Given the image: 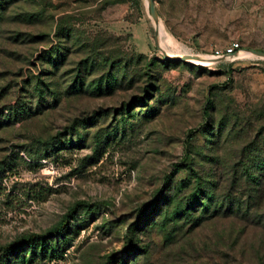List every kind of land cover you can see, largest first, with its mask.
Segmentation results:
<instances>
[{"label": "rangeland", "instance_id": "374dc122", "mask_svg": "<svg viewBox=\"0 0 264 264\" xmlns=\"http://www.w3.org/2000/svg\"><path fill=\"white\" fill-rule=\"evenodd\" d=\"M152 1L175 46L236 53L163 58L146 0H0V256L65 218L10 260L264 264V58L238 56L264 0Z\"/></svg>", "mask_w": 264, "mask_h": 264}, {"label": "trees", "instance_id": "16d2710c", "mask_svg": "<svg viewBox=\"0 0 264 264\" xmlns=\"http://www.w3.org/2000/svg\"><path fill=\"white\" fill-rule=\"evenodd\" d=\"M65 227L66 219L62 218L56 226L43 234H30L9 243L2 248L3 254L0 256V264H19L20 261L10 260V258L11 256H15L16 258L18 252L24 251L27 248L30 250L28 256V260L30 261L34 255V249L39 248L41 252L49 239L56 238L58 235L63 237Z\"/></svg>", "mask_w": 264, "mask_h": 264}, {"label": "bare ground", "instance_id": "6f19581e", "mask_svg": "<svg viewBox=\"0 0 264 264\" xmlns=\"http://www.w3.org/2000/svg\"><path fill=\"white\" fill-rule=\"evenodd\" d=\"M155 27H156L157 33H158V44L160 45L161 48H163L164 50H166L168 53H170V50L168 48V46H169V47H173V48H176V49L179 47L181 49V51L183 52V54H193V53H190L187 50H185L186 48L183 49L181 46H175V44L173 43L174 41L171 40V38L163 30L160 22H158V24ZM195 56H197V57H189L187 59V61H190V62H193V63H196V64H207V63H210L209 60H212L214 58L212 56H206V55H200V54H195ZM238 56L239 57H246V58H249V57H258V56L254 55L250 51H243Z\"/></svg>", "mask_w": 264, "mask_h": 264}, {"label": "water", "instance_id": "95a60500", "mask_svg": "<svg viewBox=\"0 0 264 264\" xmlns=\"http://www.w3.org/2000/svg\"><path fill=\"white\" fill-rule=\"evenodd\" d=\"M146 3L148 6L149 16H150L151 21L153 23L154 46L156 47L157 50L161 51L163 58L173 59V60H178V61H185V60L187 61V59L189 57H197V56H195V54L167 55L164 53V51L162 50V48H160V46L158 44V33H157V29L155 27L158 24V16L154 10L153 1L152 0H146ZM249 51L252 52L254 55L260 57V58H264V51H260V50H249Z\"/></svg>", "mask_w": 264, "mask_h": 264}, {"label": "built area", "instance_id": "2783aa9c", "mask_svg": "<svg viewBox=\"0 0 264 264\" xmlns=\"http://www.w3.org/2000/svg\"><path fill=\"white\" fill-rule=\"evenodd\" d=\"M237 47V43H230L228 46L223 47L222 49L214 50L212 57L227 59L236 53Z\"/></svg>", "mask_w": 264, "mask_h": 264}]
</instances>
